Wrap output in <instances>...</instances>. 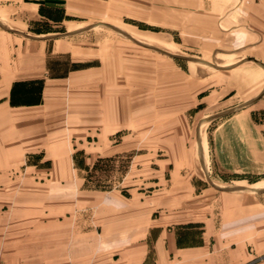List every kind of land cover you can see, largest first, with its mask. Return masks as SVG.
Segmentation results:
<instances>
[{
    "label": "crops",
    "instance_id": "0c3cea01",
    "mask_svg": "<svg viewBox=\"0 0 264 264\" xmlns=\"http://www.w3.org/2000/svg\"><path fill=\"white\" fill-rule=\"evenodd\" d=\"M247 1L173 5L181 20L189 7L191 34L194 25L208 28L207 34L220 36L215 41L254 49L243 60L264 66V2ZM69 3L63 1L66 15ZM52 6L48 0H0V264H264L251 244L260 231L264 191L216 180L209 163L149 165L151 176L126 188H85L75 145L91 130L95 144L110 142V154L118 145L111 143L114 131L103 130L111 122L103 115L104 100L86 98L90 70L52 74L48 60L68 52L64 39L71 35L37 29L39 22L53 23ZM230 134L236 145L222 154L232 169L240 138ZM36 155L49 162L27 164ZM23 170L43 178H23Z\"/></svg>",
    "mask_w": 264,
    "mask_h": 264
},
{
    "label": "rangeland",
    "instance_id": "374dc122",
    "mask_svg": "<svg viewBox=\"0 0 264 264\" xmlns=\"http://www.w3.org/2000/svg\"><path fill=\"white\" fill-rule=\"evenodd\" d=\"M49 1L54 21L39 22L37 29L71 34L64 39L68 52H55L48 60L52 74L90 70L86 98L104 100L103 115L108 113L111 122L103 130H113L111 143L118 145L110 154L105 151L110 142L95 144L93 130L75 145L86 189L109 190L119 183L126 188L151 176L145 171L149 165L190 168L206 162L216 180L242 181V189L264 191V66L243 60L254 49L215 41L220 36L207 34L208 28L194 25L191 34L189 7L181 20L173 0H70L68 15L64 0ZM34 88L39 92L41 85ZM230 133L240 138L239 161L232 169L222 154L223 147L236 145ZM259 149L262 155L256 154ZM48 162L40 155L27 160ZM43 174L22 172L23 178ZM261 216L251 244L264 256V209Z\"/></svg>",
    "mask_w": 264,
    "mask_h": 264
},
{
    "label": "built area",
    "instance_id": "2783aa9c",
    "mask_svg": "<svg viewBox=\"0 0 264 264\" xmlns=\"http://www.w3.org/2000/svg\"><path fill=\"white\" fill-rule=\"evenodd\" d=\"M253 1H261V0H248L247 2L248 3H251V2H253ZM104 264H114L113 262H108V263H104Z\"/></svg>",
    "mask_w": 264,
    "mask_h": 264
}]
</instances>
